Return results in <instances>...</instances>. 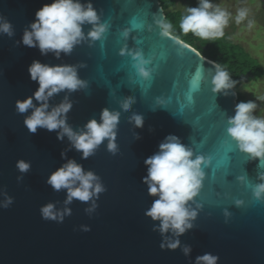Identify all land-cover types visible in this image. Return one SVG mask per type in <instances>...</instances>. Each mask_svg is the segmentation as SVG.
I'll list each match as a JSON object with an SVG mask.
<instances>
[{"label":"water","instance_id":"1","mask_svg":"<svg viewBox=\"0 0 264 264\" xmlns=\"http://www.w3.org/2000/svg\"><path fill=\"white\" fill-rule=\"evenodd\" d=\"M52 2L0 0V18L13 32L0 33V264H196L205 253L219 257L218 264H264V196L254 194L264 184V162L241 152L227 134L238 104L233 78L231 89L213 91L218 64L181 39L162 35L159 22L166 12L160 0H81L93 5L105 33L92 40L93 25L85 24V39L70 54L42 55L22 38L36 12ZM136 53L148 62L147 80L133 67ZM33 61L74 66L85 82L49 101V111L66 98L72 104L67 125L74 132L90 120L99 122L104 109L120 112L115 152L105 140L85 160L67 135L59 140L57 131L29 132L24 120L32 110L20 114L16 102L39 87L28 71ZM128 99L133 103L124 111ZM134 115L143 117L142 128ZM170 135L191 148L193 158H210L188 203L197 213L192 228L179 236L171 229L161 233L160 222L145 215L155 199L143 182L145 160ZM21 160L30 164L27 172L17 168ZM70 160L99 177L105 191L98 198L66 204L67 190L47 183ZM9 198L12 203L3 207ZM48 204L64 213L62 223L59 216L43 219L40 209ZM176 240L179 247L168 249Z\"/></svg>","mask_w":264,"mask_h":264},{"label":"clouds","instance_id":"2","mask_svg":"<svg viewBox=\"0 0 264 264\" xmlns=\"http://www.w3.org/2000/svg\"><path fill=\"white\" fill-rule=\"evenodd\" d=\"M230 14L218 5H213L211 0H198V6L188 7L186 14L179 21V28L184 34H194L205 41H215L224 36V28L228 25ZM247 12L241 9L237 12L236 23L239 24ZM163 36H172L170 31L173 25L166 21L159 22ZM93 25V30L88 33V38L99 40L106 31V25L99 24V17L91 3L87 5L81 0H53L51 4H45L36 12V19L31 24V30H26L22 43L29 48L38 47L42 55L53 52L59 57L60 53L70 54L74 47L85 39L83 26ZM0 33L13 35L12 25L3 22L0 18ZM125 36L127 33L124 34ZM133 65L137 74L149 79L150 72L144 67L148 62L141 53H136ZM29 74L31 80L37 82L39 87L31 97L16 102V110L24 114L31 109V114L26 116L24 125L30 133H36L38 129H46L49 132L57 131V139L63 140L67 135L73 147L82 153V159H88L94 155L96 149L108 140V150L115 152L117 128L120 120V112L102 110L100 121L90 120L84 130L74 132L67 125V113L72 109V104L65 99L55 108L49 111V101L54 95L62 92H75L85 87V82L79 79L76 67L70 65H46L39 61H33ZM213 91L221 93L231 89L234 82L229 73L217 65V71L212 79ZM36 101V104L33 101ZM133 101L126 100L121 107L128 111ZM257 108L252 101L240 102L236 105L235 115L228 120L227 134L238 145L241 152L254 159L264 162V118L253 115ZM137 128L143 127V117H132ZM59 130V131H58ZM65 154L62 153V156ZM191 148L184 145L176 136H168L159 145V151L145 160L147 176L143 182L148 186V194L155 199L145 215L154 221L160 222L161 233H167L170 229L176 235H183L186 230L192 228L190 220L195 219L197 213L190 210L188 203L198 194L204 177L203 167L207 166L210 158L195 156ZM17 168L21 172H27L30 164L24 161L17 162ZM47 183L55 190H67L66 204H71L73 199L81 202H89L93 197L105 191L99 182V177L93 172H85L82 165L75 160H70L55 172ZM256 197L264 196V184H259L254 189ZM12 203L9 198L3 207L7 208ZM237 203H240L239 201ZM41 215L45 220L63 222L64 213L54 210V205L48 204L41 209ZM66 214L71 215L70 209ZM90 229H85L89 231ZM162 249L164 245H161ZM168 249L175 250L179 247V240L169 241ZM185 254L190 248L183 249ZM219 257L211 253H205L196 258V264H218Z\"/></svg>","mask_w":264,"mask_h":264},{"label":"rangeland","instance_id":"3","mask_svg":"<svg viewBox=\"0 0 264 264\" xmlns=\"http://www.w3.org/2000/svg\"><path fill=\"white\" fill-rule=\"evenodd\" d=\"M213 5H218L227 11L230 16L228 25L224 28V36L215 41H205L195 36L194 45H204L206 48L219 51L225 58L242 64L260 67L254 73L241 76L242 82L236 88L243 102L252 101L257 108L253 115L264 118V9L260 0H211ZM198 6V0H176L174 5L167 10L174 13L179 23L186 14L188 7ZM246 10L247 16L239 24L236 23L237 12ZM195 45V46H196Z\"/></svg>","mask_w":264,"mask_h":264},{"label":"trees","instance_id":"4","mask_svg":"<svg viewBox=\"0 0 264 264\" xmlns=\"http://www.w3.org/2000/svg\"><path fill=\"white\" fill-rule=\"evenodd\" d=\"M175 1L176 0H160L161 5L166 12L165 21L173 25L172 29H170V31L173 33V36L191 45L196 50H198L203 56L216 62L219 66L224 68L235 81V89L241 84L240 82L243 81L241 78L242 75L247 74L249 72L254 73L256 75V70H259L260 67H256L255 65L247 66V64H242L243 66L240 65L237 66L236 62H232L231 60L226 59L224 54H220L219 51L206 48L205 44L196 45L197 42L191 33L188 34L182 33L179 28V23L177 22V19L174 17V13L172 12L167 13V10L174 5ZM194 43H196L195 44L196 46L194 45ZM240 102H243V98L238 93V103Z\"/></svg>","mask_w":264,"mask_h":264},{"label":"snow or ice","instance_id":"5","mask_svg":"<svg viewBox=\"0 0 264 264\" xmlns=\"http://www.w3.org/2000/svg\"><path fill=\"white\" fill-rule=\"evenodd\" d=\"M187 51H189V52H191L192 51V49L189 47L188 49H186ZM193 55L196 57V58H198V59H200L201 57H199L196 53H194L193 52Z\"/></svg>","mask_w":264,"mask_h":264},{"label":"flooded vegetation","instance_id":"6","mask_svg":"<svg viewBox=\"0 0 264 264\" xmlns=\"http://www.w3.org/2000/svg\"><path fill=\"white\" fill-rule=\"evenodd\" d=\"M262 3V8L264 9V0H260Z\"/></svg>","mask_w":264,"mask_h":264}]
</instances>
